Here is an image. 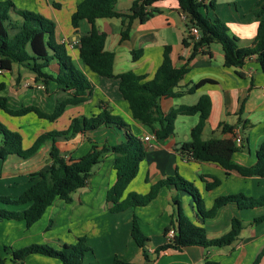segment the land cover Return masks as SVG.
<instances>
[{"label":"crops","instance_id":"1","mask_svg":"<svg viewBox=\"0 0 264 264\" xmlns=\"http://www.w3.org/2000/svg\"><path fill=\"white\" fill-rule=\"evenodd\" d=\"M11 1L18 9L33 10L36 13L43 14L45 17L48 15L52 21L56 22L57 41L60 44H67L68 51L73 57L74 65L88 76L94 88L93 94L87 102L68 107L56 122L39 119L33 113L24 117H16L19 119L11 127L17 129V132L22 135L24 149L30 148L43 133L67 129L71 120L75 117L86 116L90 118L98 115L101 112L100 103H105L111 114L121 117L128 124V130L140 139L147 148L146 158L141 163L139 174L126 192L128 190H130V193L149 192L152 186L159 181L178 174L198 187L207 211L213 207L215 200L220 196L243 194L247 197L258 198L264 195V178L262 177H244L236 172L228 173L215 163L196 162L182 157L179 150L184 143L190 140L191 130L198 124L199 115L178 116L175 122V133L171 138L165 141H159L155 138L151 143L145 142L144 137L146 135L153 136V134L133 119L129 105L119 91V81L91 74L79 58V38L91 32V24L83 21L78 33H75L73 27L69 30V33H63L59 30L57 24L58 11L62 8L60 2L56 0ZM72 1L71 17L78 4L83 0ZM204 1L206 8L202 9V14L206 13L210 18V11H212L213 16L217 17L216 0ZM261 1L229 0V3L234 5L236 14L240 16L239 4L247 3L257 6ZM133 2L134 0H118L116 9L119 12L129 13ZM212 4L214 6H211ZM155 8L157 12L146 22L142 23L139 20L134 22L130 37L124 42L121 41L123 30L121 19L106 18L96 21V29L108 35L106 49L116 55L114 65L116 75L132 71L144 77L145 81L152 80L163 63L166 46L172 47L171 58L176 68L184 66L187 59L191 56L193 42L189 46H185L183 43L188 36L187 16L178 9L174 1H163L155 5ZM253 22H255L254 33L256 35L260 20L259 22L257 21L255 14ZM232 24H236L240 31L247 27V24L238 20L232 22ZM232 27L231 31H234L235 28L234 26ZM241 35L243 36L242 31ZM133 50L142 51V55L137 61L133 60ZM48 72L53 75L57 73L56 62L51 64ZM239 72L244 74V76L241 77L238 74ZM0 75L5 76V78L10 76L8 77V83H2L7 87L4 92H8L6 97L9 100V107L12 109L34 105L43 112L52 113L55 110L58 99L66 96L65 93L59 92L56 82L51 81L45 88L43 83L35 82L33 74L20 68L17 64L14 65L11 72H5ZM193 86L197 87L194 94H186L177 98H162L160 100L162 113L168 115L172 110L179 107L196 105L201 97L208 96L211 100L212 108L204 128L203 139H233L231 133L223 132L224 125L232 126L237 135L241 136L244 141L246 140L241 150L233 156L235 163L244 167L254 166L258 162V152L264 143V74L257 58L247 61L241 68H228L224 64V53L220 44L213 43L210 46H205L191 61L190 71L179 84L177 91L184 92ZM241 111H243V114L240 116ZM0 112L4 113L3 111ZM6 115L9 116L8 114ZM125 135V130L115 125L103 126L87 134H78L70 140L60 139L57 142V146L65 156L76 159L90 151L92 147L90 141L99 145L114 146L123 142ZM49 152L50 144L48 143L43 146L36 156L28 160L19 158L16 155L9 156L6 161L0 159V172H2L0 189L3 191V195L17 198L24 193L32 184L30 176L51 166L52 161ZM114 163L115 155L111 150L101 155L99 164L89 177L87 186L73 195V202L69 203L73 206L72 213L88 208V214L85 215L87 219L111 213L106 195L108 189L116 181ZM215 180L218 181V185L211 187L209 190L207 186H212ZM126 192L125 196L128 194ZM176 196L180 198L183 212L190 220L204 228L206 226L213 228L212 232H207L209 238H218L229 231L232 220L235 217L239 218L244 225L240 238L233 245L223 248L203 249L190 247L183 252H164L159 257H156V249L168 242L166 229L172 227V219L176 211L173 199ZM62 204L61 200H56L48 210L52 211L54 207H59ZM0 207H6L10 210H23L26 208V206L7 207L3 204H0ZM128 211L136 216L137 213L143 211H148L151 214L148 225L151 229L150 233L157 237L158 240L156 242L158 244H154L153 239L155 238L149 237L150 241L147 249L153 260L150 264H205L207 259L219 264H254L257 255L264 248V223L260 225L252 224L254 219L264 215V207L240 210L236 205H228L222 208L215 218L205 219L199 213L192 196L185 191H178L172 186L163 188L158 197L145 207L111 214L122 215ZM36 225L37 223L33 227ZM33 227L29 229L24 221L5 220L0 222V256L6 259L7 264H13L11 262V253L7 254L9 250L20 249L41 242L38 234L42 232L45 224L42 225V230L36 229L35 234H32L35 232ZM80 237H85L87 244L90 243L86 234ZM80 237L78 236L77 239ZM55 241L60 244L63 243L62 246L67 243L64 242L66 240L63 238L52 239L49 243H55ZM89 246L91 249L93 248L91 245ZM2 247L6 250H4L6 252L4 254L1 252ZM138 250L139 258L140 256L143 257L142 249L139 248ZM93 252L94 250L92 249L90 253ZM87 255L83 264L100 263L98 258L88 262ZM114 256L132 262L124 254H114ZM113 258L111 261H107L108 264H112ZM24 264L63 263L57 259L34 254L29 256ZM261 264H264V258Z\"/></svg>","mask_w":264,"mask_h":264},{"label":"trees","instance_id":"2","mask_svg":"<svg viewBox=\"0 0 264 264\" xmlns=\"http://www.w3.org/2000/svg\"><path fill=\"white\" fill-rule=\"evenodd\" d=\"M167 0H134L129 13L119 12L116 9L118 0H83L78 4L71 17V25L78 33L83 21L92 25L89 34L79 38V58L87 70L98 77L119 81V91L128 103L134 120L142 124L159 141L171 138L175 133V122L178 116L199 115L198 124L191 130L190 140L183 144L179 150L182 157L196 162H208L220 165L228 173L236 172L244 177L264 178V143L258 152V162L251 167L240 166L235 163L233 156L244 146L233 139L212 138L203 139L206 122L210 116L212 103L208 96L200 98L193 106H182L172 110L168 115L161 111L162 98H177L186 94H194L197 87L179 92L177 88L190 71L191 61L205 47L213 43L220 44L224 53V64L228 68H241L247 61L257 58L264 74V0L257 6L255 15L260 19L258 30L251 46L243 47L240 40L230 33L226 25L218 18L204 16L202 9L206 4L204 0H168L174 1L178 9L187 18L188 36L184 39L185 46L193 42L191 56L184 66L176 68L171 55L172 47L166 46L162 65L150 81L132 71L116 75L114 72L115 53L106 49L108 35L96 29L95 24L99 19L117 18L122 20L121 41L129 39L136 20L144 23L156 12L155 5ZM211 6H214L213 4ZM192 28H198L200 38L191 35ZM56 24L39 13L16 8L11 0L0 1V67L5 72H11L14 65L30 72L35 76L36 83H43L45 88L51 81L56 82L59 92L65 97L59 98L52 113L43 112L34 105L23 106L20 109L9 107V100L1 93L6 90L4 83L0 84V111L11 117H24L35 114L39 119L56 122L70 106H77L88 101L94 88L88 76L79 70L73 62V57L66 50L64 44L56 39ZM142 55L141 50H133V60L137 61ZM53 62L57 64L55 75L48 72ZM4 74V73H3ZM241 77L242 73H238ZM20 79V78H18ZM101 112L90 118L86 116L75 117L67 129L50 131L40 135L33 145L23 148V137L19 132L7 129L0 122V134L3 142L0 145V159L6 161L9 156L16 155L28 160L36 156L46 144H50L49 156L51 166L30 176L31 186L19 197L0 195V204L7 207H22L23 210H10L0 207V222L24 221L30 229L38 223L47 210L56 200L66 203L73 202V195L88 184L89 177L94 168L99 164L103 153L112 151L115 155L114 170L116 181L108 189L106 199L110 205L111 213H122L129 209L145 207L153 202L163 188L174 186L178 191H185L194 199L198 211L205 219H213L219 211L228 206L236 205L240 210H249L264 207V195L255 198L243 194H230L218 197L213 207L206 210L201 192L195 184L185 180L180 175L167 177L152 186L149 193L125 192L130 184L137 178L141 163L145 160L147 148L130 130L128 124L119 116L111 114L105 103H100ZM243 114L241 111L240 116ZM115 125L125 130V140L114 146L92 143L90 151L76 159L65 156L57 142L60 139L70 140L78 134H87L103 126ZM232 126L224 125L223 132L230 133ZM218 185V181L207 188ZM176 207L172 219L174 237L158 247L156 257L164 252H183L190 247L203 249L223 248L233 245L240 238L243 231V222L235 217L231 228L218 238H209L204 227L190 220L183 212L180 198L173 199ZM136 215L133 217L131 237L136 245L142 249L144 263H152V257L147 249L150 239L142 232ZM264 223V215L252 221L254 225ZM85 237H80L76 244H64L57 249L48 244H31L29 246L12 250L11 262L24 264L25 260L34 254L60 260L63 264H83L85 256L91 252ZM264 258V248L257 255L254 264H261ZM0 264H7L5 258L0 256ZM112 264H138L125 261L116 256ZM205 264H219L206 260Z\"/></svg>","mask_w":264,"mask_h":264},{"label":"rangeland","instance_id":"3","mask_svg":"<svg viewBox=\"0 0 264 264\" xmlns=\"http://www.w3.org/2000/svg\"><path fill=\"white\" fill-rule=\"evenodd\" d=\"M62 4V8L58 11V27L59 30L63 33H69V30L72 28L71 25V10L73 8L72 0H56ZM217 8L216 15L217 17L226 25V27L230 30V33L240 40V45L243 47L251 46L254 41L256 35L254 33L255 22H253V16L256 11L255 5H249L247 3L238 6L239 15L236 14L235 7L233 4L230 5L229 0H216ZM230 5V6H229ZM32 12H35L31 10ZM36 13V12H35ZM40 14V13H39ZM49 14V13H46ZM44 16L43 14H40ZM207 16L206 13L203 14ZM46 15L45 18L51 20L50 16ZM214 19L213 12L210 11V18ZM240 21L242 23L247 24V27L242 29L243 36L241 35V31L236 24H232V22ZM260 19L257 18L259 22ZM56 24L55 21H52ZM234 26V31H231V28ZM63 28V30H61ZM55 32L57 33V27ZM66 50L68 51L67 44L64 45ZM69 52V51H68ZM5 73V72H4ZM10 77V76H8ZM8 77L0 75V83L7 82ZM8 92H2L1 96H6ZM19 118L10 117L6 114L0 112V122L9 130L17 132V129L11 127L13 123H16ZM3 142V136L0 134V145ZM13 162V161H12ZM11 166V165H10ZM0 176H2V172H0ZM1 179V178H0ZM197 187V186H196ZM198 189V187H197ZM126 193H130L128 190ZM146 193H138L145 195ZM3 191L0 189V195H3ZM127 194V195H128ZM5 196V195H3ZM62 205L59 207H54V209L48 210L42 221L37 223L34 228L32 234L36 233V229L42 230V225L45 224L42 232L38 234L41 238L40 243L36 244H48L54 248H61L63 243H49L50 240H58L63 238L64 242L68 244H76L78 241V236H84L86 234L91 245L94 250L93 253H87V261H93V259L98 258L100 263L97 264H108L107 261H111L114 254L122 255L124 254L129 258L132 262L135 263H143L144 258L137 253L139 251L138 246L134 242L131 237V227H132V212L128 211L122 215H112L105 214L100 217H92L91 219L85 218V215L88 214V208L81 209L72 213L73 206L72 204H68L62 201ZM137 217L139 219L138 223L142 230V232L149 238L153 237L154 244H158L156 241L158 240L156 236L150 233L151 229L148 225V221L151 218V214L148 211H143L141 213H137ZM207 232L213 230L210 226L205 227ZM54 230V231H53ZM71 231V232H70ZM212 232V231H211ZM150 239V238H149ZM4 248L2 247L1 252L4 254ZM6 251V250H5ZM11 250L7 252L10 254ZM116 256H114L115 258ZM113 258V261H114ZM156 258V257H155ZM86 261V263H87ZM112 261V263H113ZM204 264V263H203Z\"/></svg>","mask_w":264,"mask_h":264},{"label":"built area","instance_id":"4","mask_svg":"<svg viewBox=\"0 0 264 264\" xmlns=\"http://www.w3.org/2000/svg\"><path fill=\"white\" fill-rule=\"evenodd\" d=\"M191 35H193V37H195L196 39L200 38V31L198 28H192L191 30ZM5 71L1 69L0 67V74H3ZM233 135V138L236 140V142L238 143V145H240L243 141V139L241 138V136L237 135V132L235 130H232L230 132ZM155 139L154 136L151 135H146L144 137V141L147 143H151L153 140ZM174 229H170V231L167 234V238L168 239H172L174 237Z\"/></svg>","mask_w":264,"mask_h":264}]
</instances>
